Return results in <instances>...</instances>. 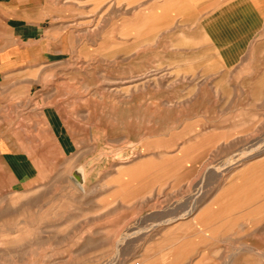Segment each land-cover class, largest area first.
I'll use <instances>...</instances> for the list:
<instances>
[{"label": "rangeland", "instance_id": "rangeland-1", "mask_svg": "<svg viewBox=\"0 0 264 264\" xmlns=\"http://www.w3.org/2000/svg\"><path fill=\"white\" fill-rule=\"evenodd\" d=\"M232 1L0 0V264H264V29ZM217 197L241 220L167 233Z\"/></svg>", "mask_w": 264, "mask_h": 264}, {"label": "crops", "instance_id": "crops-1", "mask_svg": "<svg viewBox=\"0 0 264 264\" xmlns=\"http://www.w3.org/2000/svg\"><path fill=\"white\" fill-rule=\"evenodd\" d=\"M232 2H238L235 4H232L231 9H228V11H234L236 9V12L240 11V13L243 12H249L252 13V38L258 35L260 31L264 29V0H233ZM231 2H224L223 5L227 6ZM238 8V9H237ZM250 8V10H249ZM238 203H226L222 202L220 197H217L213 203H210L209 206H207L194 220V222H190L188 224H180L172 229H169L167 233H179L177 237H185L187 234V229H189L190 225H195L198 222H201V229H199L198 233L202 231L201 236L202 237H212L213 232H217L220 228H222L223 224L221 225H214L215 222H222L225 223L226 221H238L241 220L240 218L234 217L236 214V206ZM226 208H230L235 211L233 216H230L232 214L227 215L224 213L226 211ZM236 216V215H235ZM204 226V227H203ZM208 229L211 236L205 234V230ZM205 229V230H204ZM186 231V232H185ZM206 242L205 239L203 240V243Z\"/></svg>", "mask_w": 264, "mask_h": 264}, {"label": "bare ground", "instance_id": "bare-ground-1", "mask_svg": "<svg viewBox=\"0 0 264 264\" xmlns=\"http://www.w3.org/2000/svg\"><path fill=\"white\" fill-rule=\"evenodd\" d=\"M262 166H264V160L263 161H261L260 162V164L258 163V166L257 167H262ZM240 177H243V175L242 174H240V175H237V176H235V178L237 179H241ZM241 185V184H240ZM239 185V186H240ZM242 188V187H241ZM201 222H199V224H200ZM179 227V226H178ZM150 256H151V254H150ZM152 257V256H151ZM180 258V254H179V251L178 252H176V255H174V254H172V253H170L169 255H167V257H165L164 259H167V261H168V263L169 262H171L172 260H174V261H176V260H178ZM164 259H163V261H164ZM150 264H155V261L154 262H151Z\"/></svg>", "mask_w": 264, "mask_h": 264}]
</instances>
